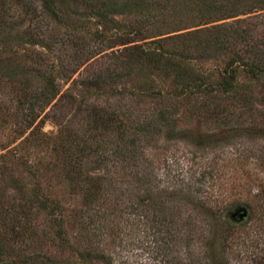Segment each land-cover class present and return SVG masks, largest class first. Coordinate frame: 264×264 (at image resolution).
Returning a JSON list of instances; mask_svg holds the SVG:
<instances>
[{
	"label": "rangeland",
	"instance_id": "1",
	"mask_svg": "<svg viewBox=\"0 0 264 264\" xmlns=\"http://www.w3.org/2000/svg\"><path fill=\"white\" fill-rule=\"evenodd\" d=\"M54 3L56 15L43 0H0V264H107L95 252L88 255V248L118 264H211L204 242L208 230L190 235L184 227L189 221L183 209L197 201L228 221L221 230L223 244L215 264H264V137L237 138L238 132L230 130L249 126L250 121L262 125L264 93H256L252 113L229 109L230 120L222 124L182 105L176 115L181 134L144 132L134 156L140 163L139 175L125 176L129 171L114 166V157L125 155L116 152L117 145L128 140L133 124L143 120L141 113L151 115L159 106L136 96L120 103L113 88L121 91L123 86L110 88L103 83L93 89L94 75L109 66L113 51L123 48H110L123 32L100 25L90 9H84L85 0ZM252 7L253 2L241 0L238 9ZM234 19L244 20L239 23L243 31H257L259 45L264 46V9L226 22ZM223 65L210 62L203 69L215 77ZM43 76L55 81L58 94L27 127L16 115L18 103L41 89ZM239 79L245 78L240 74ZM114 113L124 134L106 129L109 124L94 126ZM80 140L99 146L86 162L91 175L115 179L110 194L90 207L83 199L85 185H77L71 174V148ZM18 179L24 185L21 191L16 187ZM117 188L130 192L117 199ZM176 189L190 198L177 195L181 204L176 205L172 198ZM133 193L140 196V204H145V195H160L173 215L176 206L183 208L174 218L183 232L167 255L157 250L152 212L139 207L130 197ZM21 197L26 200L27 218L18 206ZM42 199L47 207L55 206L52 215L37 208L36 200ZM130 200L136 211L129 208ZM240 208L247 215L231 220Z\"/></svg>",
	"mask_w": 264,
	"mask_h": 264
},
{
	"label": "trees",
	"instance_id": "2",
	"mask_svg": "<svg viewBox=\"0 0 264 264\" xmlns=\"http://www.w3.org/2000/svg\"><path fill=\"white\" fill-rule=\"evenodd\" d=\"M248 1L253 2L254 7L248 11H240L238 6L241 0H85L84 9H90L91 16L97 19L100 25H109L123 32L117 37V40H120L110 47L123 46V48L113 51L109 66L100 69L94 75L93 89L95 87L96 90L103 83L110 88L116 85L123 86L121 91L113 88V95L118 97L120 103H126L131 97L136 96L138 99L146 98L151 104L159 106L151 115L143 116L141 113L143 120L133 124L134 128H131L128 140H125L122 146L117 145L116 152L125 155L114 157V166L117 168L120 164L123 171H129L125 176L136 178L139 175L140 163L134 156L137 143L144 132L157 134L165 130L169 136L174 133L181 134L182 130L176 128V115L179 114V107L182 105H185L189 112L205 114V118L221 121V124L230 120L227 111L229 109L253 112L256 93H264V46L259 45L257 31L250 33L249 30L240 29L239 23L244 20L234 19L226 22L239 15L264 9V0ZM43 4L56 15L53 10L54 0H43ZM200 26L205 27L180 33ZM2 39L3 42L7 40L4 37ZM142 41L145 42L140 43ZM217 61L223 62L224 65L214 77L203 69V66ZM240 74L245 79L240 80ZM42 84L39 91L25 95L24 99L19 100L16 115L20 116L22 125L32 126L45 106L49 105L58 94L56 83L50 77L43 76ZM258 86L259 88L256 89ZM179 101H182L181 105ZM110 117L111 119L107 121L94 123V126L109 124L106 129L112 128L118 134H124L122 131L124 127L119 125L117 114H111ZM263 123L258 126L255 121H250L249 126H233L230 130L238 132L235 134L237 138L246 135L264 137ZM229 136L232 138L234 135ZM177 138H181V135ZM208 142L212 146V142ZM96 147L99 146L87 145L80 140L71 148V171H73L71 174L77 185L79 183L85 185L83 199L88 207L97 204L106 194H110L111 186L115 184L113 182L115 179L111 177L91 175L92 171L87 167L86 162ZM120 179L122 181L125 178ZM16 187L19 191L22 190L24 185L21 180H17ZM119 190L114 192L117 199H122L126 192H130L128 189ZM174 191L172 198L175 199L176 205L181 204L177 195L185 197L184 199L190 198L183 194L182 190ZM146 192L150 193L147 190ZM133 194L130 197L133 196L132 199L139 207L147 209L149 214L152 212L150 223L155 230L157 250L167 255L168 251L175 249V244L179 242L178 239L183 232L182 225L174 220L183 208L181 205L176 206L173 215L165 202H161L164 198L160 195L150 196L151 198L145 195L143 200V202L146 200L145 204H140L142 202H139L140 196ZM22 197L18 206L24 218H27L28 210L23 206L26 200ZM36 202L38 209L49 215L53 214L55 208V206L51 208L53 203L47 207L43 199ZM196 203L197 205L191 204L192 207L183 209L187 210L186 221H189L184 227L190 235H201L204 229L208 230V238L204 241L205 248L211 264H215L214 257H219L220 246L223 244L221 230L223 225H228V221L220 220L218 210L201 205L198 201ZM132 205L131 202L129 208L131 211H136L137 207ZM168 215L172 217H167ZM145 216L149 219V215L145 213ZM53 223L54 226L58 225L57 221L53 220ZM58 236L68 244L62 232H58ZM85 251L88 255H94L95 252L94 256L107 264H118L109 256L97 255L92 248ZM79 254L85 259L81 251Z\"/></svg>",
	"mask_w": 264,
	"mask_h": 264
},
{
	"label": "water",
	"instance_id": "3",
	"mask_svg": "<svg viewBox=\"0 0 264 264\" xmlns=\"http://www.w3.org/2000/svg\"><path fill=\"white\" fill-rule=\"evenodd\" d=\"M247 215L244 208L237 209L234 213L230 215V219L234 221H240Z\"/></svg>",
	"mask_w": 264,
	"mask_h": 264
}]
</instances>
